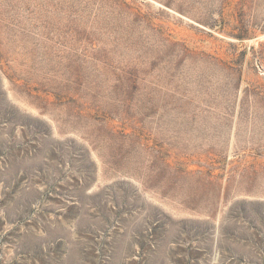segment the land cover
I'll return each mask as SVG.
<instances>
[{"label": "rangeland", "instance_id": "obj_1", "mask_svg": "<svg viewBox=\"0 0 264 264\" xmlns=\"http://www.w3.org/2000/svg\"><path fill=\"white\" fill-rule=\"evenodd\" d=\"M0 264H264V0H0Z\"/></svg>", "mask_w": 264, "mask_h": 264}, {"label": "trees", "instance_id": "obj_2", "mask_svg": "<svg viewBox=\"0 0 264 264\" xmlns=\"http://www.w3.org/2000/svg\"><path fill=\"white\" fill-rule=\"evenodd\" d=\"M239 39H242V37H240Z\"/></svg>", "mask_w": 264, "mask_h": 264}]
</instances>
